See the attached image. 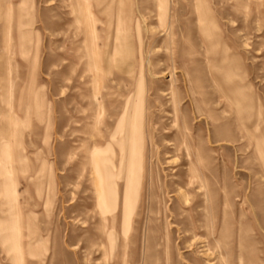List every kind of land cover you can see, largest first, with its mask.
Listing matches in <instances>:
<instances>
[{
    "label": "rangeland",
    "instance_id": "374dc122",
    "mask_svg": "<svg viewBox=\"0 0 264 264\" xmlns=\"http://www.w3.org/2000/svg\"><path fill=\"white\" fill-rule=\"evenodd\" d=\"M167 1L159 18V0H0V147L19 242L0 237V264H264V0H205L215 56L198 1ZM212 59L249 88L256 131ZM133 110L143 150L129 223L123 182L101 213L92 161Z\"/></svg>",
    "mask_w": 264,
    "mask_h": 264
},
{
    "label": "bare ground",
    "instance_id": "6f19581e",
    "mask_svg": "<svg viewBox=\"0 0 264 264\" xmlns=\"http://www.w3.org/2000/svg\"><path fill=\"white\" fill-rule=\"evenodd\" d=\"M103 1L104 0H99L100 4ZM197 1L198 20L200 23V31L203 37V41L207 47L206 54L214 55V48L219 45L216 21L209 11V7L205 4V0ZM167 4V0H159V18L167 17ZM131 50V44L128 39H125V42L122 46H120L118 39V44H116L115 52L119 56L120 60L124 62V66L127 67V71L128 61L131 60L129 58ZM217 62L218 61L215 59L210 60V71L212 72L211 74L214 78V81L221 89L226 99L233 106H235L239 119L243 122L254 121L251 127L252 129H248V131H256L258 129L259 123H255V117L258 116V113L256 109V103L252 99V95H246L249 92V88L242 87L241 85L235 83L231 79L226 68L222 64L219 65ZM162 77L163 76H160L158 78ZM238 79L241 80L240 75L238 76ZM97 116L99 115L97 114ZM114 136L121 137V142L119 144L115 145V143L112 142L107 146V148L97 151L93 156L92 164L94 168L93 171L96 177L98 206L102 214H111L115 212L117 209L118 201L117 183L123 182L125 187L123 196V213L124 219L128 221L129 219H131L135 208L141 171L143 143L142 123L139 114L134 110L132 112H125L119 119L117 126L115 127ZM262 142L264 144V141ZM115 146L120 154L119 167H116L114 164ZM257 147L262 155V158H264V155L261 152L263 150L259 145ZM1 149H3V147H0V178H3V182L0 183V196L5 201L4 206L7 208V211L4 212L2 209L0 210V237L3 244H18L19 242L16 238L17 236L15 235V233H17V224L13 220L15 209L14 182L12 181L9 174L10 169H8L9 163L7 164L6 162V155ZM11 251L14 252L13 246L11 247ZM208 251H210V249H208Z\"/></svg>",
    "mask_w": 264,
    "mask_h": 264
},
{
    "label": "crops",
    "instance_id": "0c3cea01",
    "mask_svg": "<svg viewBox=\"0 0 264 264\" xmlns=\"http://www.w3.org/2000/svg\"><path fill=\"white\" fill-rule=\"evenodd\" d=\"M260 1V0H259Z\"/></svg>",
    "mask_w": 264,
    "mask_h": 264
}]
</instances>
